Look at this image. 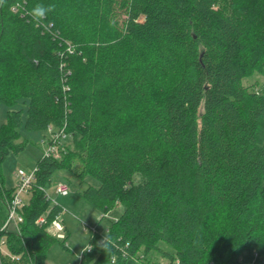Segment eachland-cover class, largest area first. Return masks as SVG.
Wrapping results in <instances>:
<instances>
[{
  "label": "trees",
  "instance_id": "trees-1",
  "mask_svg": "<svg viewBox=\"0 0 264 264\" xmlns=\"http://www.w3.org/2000/svg\"><path fill=\"white\" fill-rule=\"evenodd\" d=\"M38 3L55 5L39 26L25 14ZM255 73L264 0H7L0 102L28 106L0 126V228L15 189L2 163L26 146L22 123L65 126L73 148L37 161L20 232L0 233L17 258L0 264H45L58 237L36 220L60 213L45 190L60 169L99 182L81 194L101 219L121 207L106 231L118 247L105 253V232L92 233L80 264L149 250L166 264H264V93L244 84Z\"/></svg>",
  "mask_w": 264,
  "mask_h": 264
},
{
  "label": "rangeland",
  "instance_id": "rangeland-1",
  "mask_svg": "<svg viewBox=\"0 0 264 264\" xmlns=\"http://www.w3.org/2000/svg\"><path fill=\"white\" fill-rule=\"evenodd\" d=\"M244 84L250 90L264 93V73H255L245 78ZM27 106V102L25 103L24 100L18 101L13 106L3 101L0 102V126L6 122L10 109H22L23 119H25ZM19 131L21 138L27 140V144L18 153L11 152L2 163V176L7 188H13L17 184L19 169H23L27 173L33 172L37 161L44 155L45 147L41 141L43 137L49 135L47 130H29L24 123L19 127ZM72 140V134L69 133L63 144H61L62 147L57 153V156H59L57 158L64 157L73 148ZM75 163L77 165V162ZM61 180L69 181L71 184V192L68 195H61L55 191L57 182ZM79 181L80 179L74 172L60 169L53 174L51 183L47 187V193L51 198V206L57 204L60 207V219L66 225L68 238L65 241L57 238L49 244L46 250L45 264H80L83 254L81 249L89 244V238L93 233L90 228L94 226L97 227L98 231L106 232L109 224L121 212V207L117 206L101 219L102 213L94 208L81 194L89 183L98 185L99 182L91 177H88L84 183ZM159 246L165 250L173 251L164 242H160ZM149 259L165 264L168 262V259L159 251L149 250L147 253L140 251L138 257L131 256L128 264H140L141 262L147 264L146 261H149Z\"/></svg>",
  "mask_w": 264,
  "mask_h": 264
},
{
  "label": "built area",
  "instance_id": "built-area-1",
  "mask_svg": "<svg viewBox=\"0 0 264 264\" xmlns=\"http://www.w3.org/2000/svg\"><path fill=\"white\" fill-rule=\"evenodd\" d=\"M47 134L46 137H43L42 144H44L45 150L43 156H52V157H59L57 153L59 149L62 147L63 141L68 137V133L65 131V126H54V124H49L46 128ZM36 170L37 167L33 170V172L27 173L23 169L18 170V182L15 185V189L12 192L11 197L7 201V218L3 225L0 228V233L7 230H15L20 232L21 223L24 220L23 217V207L29 201L32 189L34 186V182L36 181ZM43 189V188H42ZM46 194L47 193V188ZM55 191L61 195H68L71 192V184L66 180L58 181L55 186ZM50 198V195H48ZM51 199V198H50ZM50 209H48L45 213H43L36 222L39 225H46L47 230L51 232L53 235L58 237L62 240H67V232H66V225L60 219L59 213L56 214L54 218L51 220L49 219ZM93 233L99 232L97 227L90 228ZM104 237V236H103ZM103 239V238H102ZM101 239V240H102ZM93 246L92 243H89ZM93 248V247H92ZM2 256H9L11 259L17 258V256L12 253L8 247L7 243V235L0 234V258ZM115 257L112 259L114 262ZM140 264H145L141 262Z\"/></svg>",
  "mask_w": 264,
  "mask_h": 264
},
{
  "label": "clouds",
  "instance_id": "clouds-1",
  "mask_svg": "<svg viewBox=\"0 0 264 264\" xmlns=\"http://www.w3.org/2000/svg\"><path fill=\"white\" fill-rule=\"evenodd\" d=\"M7 3V0H0V8H2ZM55 11L54 4H35L30 10H26L25 14L31 17L32 22L35 25L39 26L45 21L48 17V14ZM83 221V220H82ZM81 221V222H82ZM85 231H87L85 229ZM98 247H100L105 253H111L113 248L118 247L117 240L114 239L111 235L105 232V236L101 241L98 242ZM91 244H87L85 247L81 249L82 252H87L92 249Z\"/></svg>",
  "mask_w": 264,
  "mask_h": 264
}]
</instances>
